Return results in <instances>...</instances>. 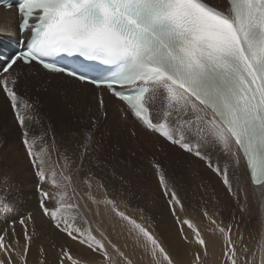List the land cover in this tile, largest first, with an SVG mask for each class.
I'll list each match as a JSON object with an SVG mask.
<instances>
[{
	"label": "snow or ice",
	"instance_id": "1",
	"mask_svg": "<svg viewBox=\"0 0 264 264\" xmlns=\"http://www.w3.org/2000/svg\"><path fill=\"white\" fill-rule=\"evenodd\" d=\"M17 14L22 36L19 50L0 60V94L35 178L37 212L0 228V264H134L129 240L149 264H208L216 246L220 264H264V0H18ZM10 29L0 24V36ZM61 78L91 92L95 110L83 130L68 133L74 140L58 143L65 130L52 125L28 89ZM105 93L120 121L131 116L163 141L161 149L203 162L227 204L248 215L255 201V248L234 214L225 221L214 190L192 204L152 159L149 169L184 256L172 253L145 208L133 206L131 179L109 173L110 162L95 155V132L109 120ZM6 152L0 143V158ZM197 189L207 193L208 186ZM17 211L0 196V214ZM36 215L63 239L53 246L54 259L37 243ZM73 246L91 259L74 255Z\"/></svg>",
	"mask_w": 264,
	"mask_h": 264
},
{
	"label": "rangeland",
	"instance_id": "2",
	"mask_svg": "<svg viewBox=\"0 0 264 264\" xmlns=\"http://www.w3.org/2000/svg\"><path fill=\"white\" fill-rule=\"evenodd\" d=\"M45 89L47 90L45 91ZM47 91L50 90L42 85L38 91L36 88H29L28 95L33 99L39 96L43 111L48 114L52 125L58 130H65V137L63 139L58 137V143H63L68 139L74 140L75 137L68 135V133L78 132L87 126L88 117L91 115L90 109L95 110V100L92 99L90 102H86L87 105H83L79 101L69 100L64 94L55 93L50 95L48 93L47 95ZM108 105L109 120L102 124L95 132V155L105 162H110L109 173L115 170L122 172L126 177L131 179L132 191L136 193V198L132 199V204L134 207L139 204L145 208L146 215L151 217V223L154 228H158L159 221L158 218L157 221L153 219L150 214V206L153 202L158 203L161 198L158 197L156 181L149 169V161L152 159H157L166 168L170 177L180 182L181 195H186L192 204H197L200 201L201 195H205L206 198L212 196L213 190L216 197L218 196L217 199L220 198V191L221 196H225L220 187H218L219 190L217 187H213V182L208 172L204 169L203 162L197 161L199 165L195 166V173L190 175L193 164L192 162L188 163L189 160L186 155L166 146L161 149L163 141L142 130L131 116L126 121H120L116 113L118 110L116 103L110 102ZM112 106H115V108ZM132 130L137 132V136L130 137L129 134ZM5 142L7 152L4 158H0V196H5L12 200L18 211L0 214V228H8L13 223L12 217H23L29 212L34 214L37 212L35 178L31 174L30 166L20 146L19 132L14 123L11 109L3 95L0 94V143ZM133 153L135 154L133 155ZM190 177H194V183L190 181ZM5 178L8 179L9 185L14 186L9 188L4 183ZM201 183L208 186L207 193H201L197 189V185ZM209 203L211 204V201ZM236 208L235 205L231 207L228 219L225 217V210H222V214L226 222L229 221L233 214L236 216V222L239 224L240 232L244 235L245 242L250 248H255L259 241V234H257L259 232H256L258 229H256L255 222L245 214L240 213L238 208ZM191 212L192 210H190ZM35 219L36 228L39 233L37 243L44 244L48 250L50 259H54L55 248L53 246L63 243V239L55 233L46 218L36 215ZM15 230L22 239V226L18 222L15 223ZM111 238L121 246L125 243V239L122 236L113 235ZM127 243L129 245L127 251L134 259V264H149L147 257L141 259V256H143L141 250L136 249L130 240ZM72 252L82 259H91V254L82 247L73 246ZM34 254L36 255L35 248L31 253L33 258H35ZM220 256L219 246H216L214 249L210 248L208 264H220Z\"/></svg>",
	"mask_w": 264,
	"mask_h": 264
},
{
	"label": "bare ground",
	"instance_id": "3",
	"mask_svg": "<svg viewBox=\"0 0 264 264\" xmlns=\"http://www.w3.org/2000/svg\"><path fill=\"white\" fill-rule=\"evenodd\" d=\"M17 22H18L17 13L14 9L10 10V11H5L3 8L0 7V24H5V25L10 24L11 25V29L9 31L5 32L3 34V36L0 37L1 40H4L6 37H18V33L16 31ZM42 85L46 86L50 90V91L46 92L47 95H48V93H50V95L51 94L53 95L55 93L64 94L69 100H75L76 102L79 101V103H81L83 105H87L86 102H90L93 99V95L91 92L87 91L86 89H82L75 82L68 81L64 78L51 79L48 81H44L42 83ZM105 101L107 104H109L110 102H113V104L116 103L114 101L109 100V96L107 93H105ZM112 107L115 108V106H112ZM117 111H116V113H117ZM217 152H218V150H217ZM188 160H189V162H188L189 164H190V162H192V164H193V166L191 167V171H190V175H193L195 173V170H196L195 166L199 165V162H197L198 160H195L192 157H188ZM203 167L206 170V172H208V175H209L211 181L213 182V187L214 188L215 187L221 188V186L217 183L216 179L213 177V175L210 173V171L207 170L205 168V166H203ZM188 169H189V166H188ZM190 181L194 183V177H190ZM209 187H211V186L209 185ZM218 190H219V188H218ZM221 190H222V188H221ZM221 195L222 194L220 191V198H219V200L221 201L220 207L223 206L221 208V211L225 210L224 214H225V217L228 219L229 218L228 213L230 212L231 207L235 204L234 203L231 205L227 204L226 202H227L228 198L226 197V195L224 197H222ZM250 199H251V194H250ZM193 204H196V203H193ZM199 204H200V201L196 205H199ZM190 210H189V214L195 216L196 213L193 211L190 213ZM150 214L152 215V217L155 221H157V218L159 221L158 228H155L156 233H158L160 235V238L163 240L165 245L167 247H169V249L172 251V253L178 259H182L184 256V252H183V249L180 247L179 241L177 240V237L175 235V228L173 225V221L171 220L170 216L168 215V212L165 208L164 202H162V199H159L158 203L153 202V204H151ZM161 214H163V216H161ZM159 216H160V218H159ZM246 216H248L252 221H254L255 225L257 227L256 229H259V225L257 223L258 216H257V209L255 206V201H253V203H252L251 213L246 215ZM256 232H258V231H256ZM257 234H259V233H257Z\"/></svg>",
	"mask_w": 264,
	"mask_h": 264
}]
</instances>
